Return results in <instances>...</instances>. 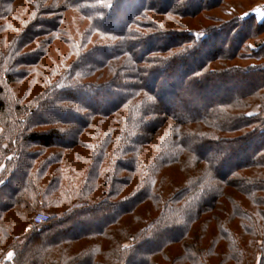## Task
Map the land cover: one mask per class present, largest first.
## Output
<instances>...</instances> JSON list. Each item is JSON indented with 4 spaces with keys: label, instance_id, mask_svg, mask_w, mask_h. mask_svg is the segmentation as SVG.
Returning a JSON list of instances; mask_svg holds the SVG:
<instances>
[{
    "label": "trees",
    "instance_id": "trees-1",
    "mask_svg": "<svg viewBox=\"0 0 264 264\" xmlns=\"http://www.w3.org/2000/svg\"><path fill=\"white\" fill-rule=\"evenodd\" d=\"M263 37L264 0H0V264H264Z\"/></svg>",
    "mask_w": 264,
    "mask_h": 264
},
{
    "label": "rangeland",
    "instance_id": "rangeland-1",
    "mask_svg": "<svg viewBox=\"0 0 264 264\" xmlns=\"http://www.w3.org/2000/svg\"><path fill=\"white\" fill-rule=\"evenodd\" d=\"M239 5V6H238ZM238 5L237 3H235L232 7H231V10H234L236 12H246L248 11V9L251 7V3L250 2H247V1H241V2H238ZM236 8V10H235ZM227 9H230V7L228 8L225 7H219L217 8L216 10H214L212 12V14H214V16H218L219 18H222V19H229L232 15L231 13L229 14V12H226ZM242 9V10H241ZM235 13V12H234ZM264 38V37H263ZM257 109H258V106H255L252 110V112H257Z\"/></svg>",
    "mask_w": 264,
    "mask_h": 264
},
{
    "label": "built area",
    "instance_id": "built-area-1",
    "mask_svg": "<svg viewBox=\"0 0 264 264\" xmlns=\"http://www.w3.org/2000/svg\"><path fill=\"white\" fill-rule=\"evenodd\" d=\"M33 220L36 224H41L48 220V216L45 213H38L34 215Z\"/></svg>",
    "mask_w": 264,
    "mask_h": 264
},
{
    "label": "snow or ice",
    "instance_id": "snow-or-ice-1",
    "mask_svg": "<svg viewBox=\"0 0 264 264\" xmlns=\"http://www.w3.org/2000/svg\"><path fill=\"white\" fill-rule=\"evenodd\" d=\"M11 255H12V254H11V253H9V257H11Z\"/></svg>",
    "mask_w": 264,
    "mask_h": 264
}]
</instances>
